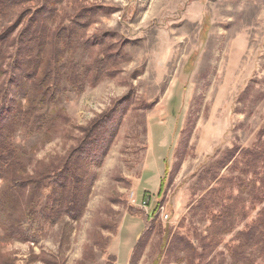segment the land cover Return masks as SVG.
Segmentation results:
<instances>
[{"label": "rangeland", "instance_id": "obj_1", "mask_svg": "<svg viewBox=\"0 0 264 264\" xmlns=\"http://www.w3.org/2000/svg\"><path fill=\"white\" fill-rule=\"evenodd\" d=\"M55 1L51 30L95 8L83 40L106 37L123 58L113 76L48 107V133L21 127L10 140L32 174L118 107L116 131L91 166L79 220L45 225L36 244L0 228V256L10 264H264V0ZM32 7L5 9L0 32ZM100 49L67 57L82 66ZM250 227L254 241L243 243L239 232Z\"/></svg>", "mask_w": 264, "mask_h": 264}, {"label": "trees", "instance_id": "obj_2", "mask_svg": "<svg viewBox=\"0 0 264 264\" xmlns=\"http://www.w3.org/2000/svg\"><path fill=\"white\" fill-rule=\"evenodd\" d=\"M28 2H35V7L21 11L0 32V228L7 239L36 244L45 225L64 217L78 221L82 216L94 178L92 167L99 166L108 151L118 107L97 116L81 129L74 147L50 163H40V170L32 174L24 163L25 152L10 138L21 127L48 133L54 120L48 107L57 105L66 91L80 93L86 85L113 76L123 50L104 45V36L101 43L96 37L83 40L95 8L80 9L52 30L55 0H0V14ZM93 45L101 46V54L90 63L79 66L67 57L78 47L89 50ZM150 220L148 214L146 224ZM239 235L249 244L254 241V228ZM185 243L187 247L189 241ZM0 264L10 262L0 256Z\"/></svg>", "mask_w": 264, "mask_h": 264}, {"label": "built area", "instance_id": "obj_3", "mask_svg": "<svg viewBox=\"0 0 264 264\" xmlns=\"http://www.w3.org/2000/svg\"><path fill=\"white\" fill-rule=\"evenodd\" d=\"M142 207H145V209H146V207H147V204H145V205H142Z\"/></svg>", "mask_w": 264, "mask_h": 264}]
</instances>
